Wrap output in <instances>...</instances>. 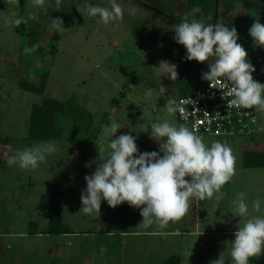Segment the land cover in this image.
Segmentation results:
<instances>
[{"label": "rangeland", "instance_id": "1", "mask_svg": "<svg viewBox=\"0 0 264 264\" xmlns=\"http://www.w3.org/2000/svg\"><path fill=\"white\" fill-rule=\"evenodd\" d=\"M186 1H170L167 13L184 18ZM118 2L125 10L123 21L105 25L87 14L86 5L110 7V0H60L59 6L57 0H46L42 6L19 0L23 22L15 26L9 17L17 9L9 0H0V264H163L173 255L180 257V264H210L222 252L226 264H232L226 242L234 239L240 222L233 201L243 191L250 211L254 200L264 202V168L246 169L242 164L244 151L264 150V111L255 108L261 128L255 138L202 136L209 146L217 140L227 143L236 156V173L223 186L220 201L194 199L188 214L163 229L140 227V209L127 203L113 209L102 202L99 217L79 212L84 177L96 167L85 165L110 151L103 134L106 125L116 122L121 126L117 136L130 133L137 137L140 152H151L160 148L151 138L153 123L167 119L182 124L176 113L166 110L169 98L177 101L176 80L157 69L175 43V26L132 0ZM229 3L234 6L230 16L242 19L240 44L248 59L264 66V47H257L249 36L256 19L264 24V0H222L219 11ZM55 18L62 19L67 31L51 27L49 21ZM29 26L46 41L41 52L24 53ZM45 72L42 95L20 89V79L38 85ZM160 81L166 94L159 92ZM43 98H73L91 114L93 126L80 131L71 145L66 140L71 124L61 117L65 137L55 140L61 151L36 170L9 166L8 156L16 149L45 142L27 139L31 106ZM52 190L62 195V221L69 233L30 235L46 228Z\"/></svg>", "mask_w": 264, "mask_h": 264}, {"label": "clouds", "instance_id": "2", "mask_svg": "<svg viewBox=\"0 0 264 264\" xmlns=\"http://www.w3.org/2000/svg\"><path fill=\"white\" fill-rule=\"evenodd\" d=\"M9 2L17 9L9 17V23L19 26L23 22L19 0ZM110 2V7L88 3L87 14L105 25L123 21L125 10L121 3L118 0ZM45 3L46 0H33L37 6ZM59 4L60 0H57V6ZM199 11V8H193L175 25L174 40L186 49V59L207 64L209 70L202 74V79L210 82L211 87L218 85L219 89H228L232 106L264 111V84L253 78L256 68L248 59L247 50L238 43L237 29L206 23L204 17L197 19L195 14ZM190 16L193 18L189 19ZM49 22L55 30L67 31L62 19L55 18ZM249 36L257 47H264V24L259 19L250 27ZM37 48L38 45L26 47L24 53L35 52ZM210 59L214 62L209 64ZM176 68L175 63L161 61L157 69L165 71L167 75L164 77L175 81L178 77ZM159 92L167 93L162 81ZM166 110L170 115L186 111L174 98L167 100ZM119 129L121 126L116 122L105 126L103 134L110 151L107 156L85 165L91 167L95 164L96 167L84 177L86 188L81 192L82 207L79 211L83 214L99 217L102 202L113 209L127 203L140 209V227L163 229L188 214L194 199L220 201L223 186L236 173V156L230 145L217 140L209 146L202 136L184 124L167 119L153 123L151 138L159 143L160 148L151 152H140L137 137L130 133L117 136ZM59 151L61 145L55 140L37 142L33 146L16 149L8 156L7 163L9 166L18 164L21 169L36 170L49 156ZM246 197L247 193L242 191L233 201L235 217H239L240 222L234 239L226 242L230 245L232 264H250V258L264 255V202L254 200L250 211ZM253 212L259 215H253ZM210 264H226L223 252Z\"/></svg>", "mask_w": 264, "mask_h": 264}, {"label": "trees", "instance_id": "3", "mask_svg": "<svg viewBox=\"0 0 264 264\" xmlns=\"http://www.w3.org/2000/svg\"><path fill=\"white\" fill-rule=\"evenodd\" d=\"M170 1H175L176 4H183L182 0H150L148 3L138 4L146 10L157 14L162 20L174 26L183 20V16L178 13H167V4ZM222 0H218V11L216 17V0H187L182 9L189 13L193 8H199L200 11L195 14V18H205L206 23H218L234 26L240 36L238 43L242 37V19L240 17H232L230 13L233 11V4H226L224 9L219 11V4ZM193 17H189L192 19ZM141 25L145 26V23ZM28 47L38 45L36 52H41L46 41L40 38L39 31L32 26L28 27ZM137 34V33H136ZM57 40V36H54ZM56 46L51 47V52L56 53ZM167 61L175 63L178 72L176 79L177 97H184L192 94L197 88L203 86L207 81L202 79V74L208 71L206 63H198L196 61H188L186 59V49L174 43L167 53ZM214 62L210 59L207 63ZM256 66V65H254ZM48 80V73H43L40 83L35 85L25 79H20L19 87L22 90L33 94L42 95L45 92ZM65 117L71 124L70 132L67 135V141L73 145L76 135L80 131L89 130L93 126L92 116L89 112L82 109L74 100L70 98L67 101H59L53 98H43L40 103L31 106L27 139L29 141H48L62 140L65 137V129L60 124V118ZM135 123V122H133ZM243 168H264V152L260 150H247L243 153ZM62 195L59 190H52L49 198L47 209L48 221L46 228L42 232L32 231L30 235H64L69 233V229L62 221ZM264 260V258H262ZM257 257L250 259V264H262L263 260ZM163 264H180V257L173 255L167 258ZM264 264V263H263Z\"/></svg>", "mask_w": 264, "mask_h": 264}, {"label": "built area", "instance_id": "4", "mask_svg": "<svg viewBox=\"0 0 264 264\" xmlns=\"http://www.w3.org/2000/svg\"><path fill=\"white\" fill-rule=\"evenodd\" d=\"M255 68L253 78L264 84V66L256 65ZM227 93L228 89H219L218 85L211 87L207 81L192 94L177 98V103L186 111L176 112V118L200 136L254 137L260 131L255 108L237 109L230 104L232 97Z\"/></svg>", "mask_w": 264, "mask_h": 264}, {"label": "water", "instance_id": "5", "mask_svg": "<svg viewBox=\"0 0 264 264\" xmlns=\"http://www.w3.org/2000/svg\"><path fill=\"white\" fill-rule=\"evenodd\" d=\"M134 1L135 3H138V4H142L141 2L137 1V0H132ZM217 11H218V0H216V17H217Z\"/></svg>", "mask_w": 264, "mask_h": 264}, {"label": "crops", "instance_id": "6", "mask_svg": "<svg viewBox=\"0 0 264 264\" xmlns=\"http://www.w3.org/2000/svg\"><path fill=\"white\" fill-rule=\"evenodd\" d=\"M260 66H262V65H260ZM259 128H260V126H259ZM260 130H261V128H260ZM258 134H260V133H257L255 136H257ZM255 136L252 137L251 139L255 138ZM256 150H260V151L264 152V150H262V149H256ZM37 235H40V234H37Z\"/></svg>", "mask_w": 264, "mask_h": 264}]
</instances>
